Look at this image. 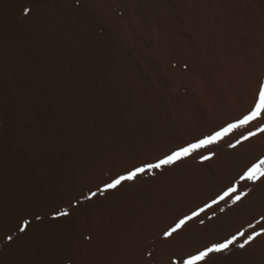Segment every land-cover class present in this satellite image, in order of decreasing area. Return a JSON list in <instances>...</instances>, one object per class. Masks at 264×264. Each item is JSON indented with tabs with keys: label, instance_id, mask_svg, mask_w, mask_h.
<instances>
[{
	"label": "bare ground",
	"instance_id": "6f19581e",
	"mask_svg": "<svg viewBox=\"0 0 264 264\" xmlns=\"http://www.w3.org/2000/svg\"><path fill=\"white\" fill-rule=\"evenodd\" d=\"M76 2L0 0V264H264V120L101 192L252 110L264 0Z\"/></svg>",
	"mask_w": 264,
	"mask_h": 264
},
{
	"label": "snow or ice",
	"instance_id": "6c2138e0",
	"mask_svg": "<svg viewBox=\"0 0 264 264\" xmlns=\"http://www.w3.org/2000/svg\"><path fill=\"white\" fill-rule=\"evenodd\" d=\"M27 9H25V13H27ZM264 120V86H262L258 92V96L256 102L252 108V110L245 115L239 122L229 125L227 128L223 129L220 132H217L215 135L206 137L204 139L199 140L196 143L189 144L186 147H183L177 151H174L166 158L159 160L156 163L147 164L134 170L128 172L125 175L119 176L110 183L106 184L101 192H106L109 190L117 189L119 186L123 185L126 182L135 181L137 177L144 175L145 173H151L154 169H161L164 166L172 165L177 163L178 161L191 156L193 153L198 152L201 149L208 148L209 145L217 143L219 140L223 139L230 132L235 129L245 127L249 124H252L256 121ZM259 131L264 133V127H260ZM251 135H256V133H251ZM245 139H248L246 136ZM204 159H208V157H204ZM261 178H264V159H261L259 162L255 163L252 167H250L246 173L241 177L242 180L247 181H257ZM236 191V188H230L228 192L223 194L219 199L223 200L226 196H230L233 192ZM96 196V193L88 194L85 199H91ZM236 200L240 199V196H236ZM213 203H217V201H213ZM209 204L207 207H211ZM205 209L201 208L197 211L193 212L190 216H187L180 221H178L173 227H171L168 231L164 233L165 237H171L174 233H176L179 229H181L188 221L192 220L194 217L199 216ZM69 213L67 210H61L57 213L58 216H67ZM27 222L23 226L19 228L21 232L25 231L27 228ZM245 234L241 232L239 234L240 237H243ZM256 235H260L257 233ZM11 239V237H9ZM251 239H255V237H249L245 243H239L238 247L244 248L245 244L249 242ZM238 237H232L228 240H225L222 243H218L212 245L210 247L205 248L203 251L198 252L195 255L188 257L187 259H182L181 261H177L176 264H208L209 258L215 253L226 252L230 249L231 246L237 245Z\"/></svg>",
	"mask_w": 264,
	"mask_h": 264
},
{
	"label": "rangeland",
	"instance_id": "374dc122",
	"mask_svg": "<svg viewBox=\"0 0 264 264\" xmlns=\"http://www.w3.org/2000/svg\"><path fill=\"white\" fill-rule=\"evenodd\" d=\"M46 1V3L48 4V2L50 3V4H48V5H51V6H61L63 3H66V2H76V1H74V0H45ZM57 1H58V3H57ZM61 1H62V3H61ZM81 0H78L77 2H76V4L77 3H79ZM61 4V5H60ZM9 11H10V9L8 8V10H7V12L5 13V15L2 17L3 19H2V21L3 22H7V18H8V13H9ZM90 33V34H89ZM88 34V35H87ZM92 34V35H91ZM94 35V33L93 32H88V33H86L85 34V40H84V44H85V47H91V46H94L95 44H97V43H99V40L97 41V36L95 37V36H93ZM92 39V40H91ZM93 41H94V43H93ZM89 42V43H88ZM90 43H92V45L90 44ZM89 44H90V46H89ZM88 45V46H87ZM91 48H93V47H91ZM261 159H264V157H262ZM261 159H259L257 162H259ZM257 162H255V163H257ZM254 163V164H255ZM253 164V165H254ZM252 165V166H253Z\"/></svg>",
	"mask_w": 264,
	"mask_h": 264
}]
</instances>
